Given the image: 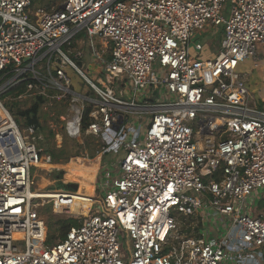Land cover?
I'll list each match as a JSON object with an SVG mask.
<instances>
[{"label": "built area", "instance_id": "obj_1", "mask_svg": "<svg viewBox=\"0 0 264 264\" xmlns=\"http://www.w3.org/2000/svg\"><path fill=\"white\" fill-rule=\"evenodd\" d=\"M52 4L0 0V97L11 92L23 110L38 97L42 110L61 102L47 116L57 146L89 136L99 156H123L100 169L98 199L77 225L48 245L30 195L42 119L14 117L0 99V264H264L254 207L264 201V105L236 72L264 47V0ZM214 28L219 49L202 57L199 31ZM83 31L89 52L71 58ZM181 216L199 220L198 235L176 246Z\"/></svg>", "mask_w": 264, "mask_h": 264}, {"label": "rangeland", "instance_id": "obj_2", "mask_svg": "<svg viewBox=\"0 0 264 264\" xmlns=\"http://www.w3.org/2000/svg\"><path fill=\"white\" fill-rule=\"evenodd\" d=\"M52 1L51 0H34V2L31 5V10L35 11L38 9H46L47 7H51ZM54 4V3H53ZM228 4H226V9L228 10ZM199 34L201 35V41H202V47L203 51L201 52V56H205L208 53H214L217 49H219V44L223 35V32L221 31V28H214L210 31H205V29L199 31ZM93 42L95 43V46L98 47V41L97 38H92ZM90 38L86 34L85 31L79 33L75 39H74V50L72 51L70 55L71 58H73V55L76 51L81 50L84 53H88L90 49ZM191 46V45H190ZM190 54L192 56L195 55L193 49H190ZM259 55V53H258ZM251 60H244L241 62L237 67V73L241 74L244 72H247L250 66ZM72 83L74 85V89L76 91H79L81 93L85 92L86 85L82 84V81L75 76L72 77ZM82 84V85H81ZM255 95V93H254ZM14 98L15 96L6 93L0 97L1 102L5 106L6 109L10 111V113L14 117L19 116V112L25 111V109L29 104L25 103L22 105H19L18 103H15L14 101L8 100V98ZM263 98V97H262ZM258 104L261 106L259 101H261V97L257 96ZM263 101V100H262ZM61 105H57L56 103L54 106L47 107L46 110H42V105L40 106V112H39V119H42L41 122L43 123V139L38 143L40 148L43 149V160L44 162L40 161L36 166H31V174L35 177V191L39 195H42L44 198L40 199H46V200H37L39 204H42L41 207L38 208V213L43 218L46 230H47V236H46V244L47 242L50 244H54L58 241L57 237L59 235L58 233V226L57 222L60 220H66L69 218H73L77 220L75 217H78L77 215L80 214V209L76 207V204L73 202L75 200L73 197H65L67 199L60 198L56 192L54 191H64L68 193H75L78 191V185L77 188L72 185L74 183H65L66 181H71L70 179L76 180L77 176L74 177V175H77V173L80 175L81 171H86L87 174H82V176L88 175L89 173L93 172L94 167H99L97 172L100 173V169L107 163L112 162L116 163L121 157L123 156L122 149L119 150L117 154H107L101 159V164L97 159H89V161H85L87 159L85 156L88 155L87 152H85V142H78V141H72L67 138H63L60 142V145L57 146V143L55 142V138L52 134V131H50V128L47 126L49 120H52L50 117L47 119V116H49L50 113H55V116H58L62 114V112L65 109V105H62L61 102H59ZM23 108V109H22ZM45 112V113H44ZM58 119V118H57ZM18 122H20L18 120ZM56 123L58 124L59 121L57 120ZM68 145V152L71 156L67 161L65 155H61L58 157V159L52 158V153H57V150L61 149L63 144ZM77 154L78 158H81L80 163H77V159L73 164L69 167V160L72 158H75V155ZM98 156V155H97ZM49 159V162L47 161ZM46 163V165L44 164ZM100 165V166H99ZM84 169V170H82ZM94 170V171H96ZM99 173L97 174L95 178V186L97 184L96 180L99 177ZM91 182V181H90ZM89 186V185H87ZM85 189V188H84ZM40 190V191H39ZM90 190V188L88 189ZM33 192V193H34ZM94 197L92 199H98V190L95 189L93 191ZM35 194V193H34ZM57 197H54V196ZM41 197V196H40ZM48 199V200H47ZM54 209H53V203L54 202ZM254 207H257V213L260 214L264 212V201L259 202L254 201ZM198 228H199V220L193 218H183L177 217V225H176V232L173 236L175 238H178V241H175L174 239V245L178 246L183 239L189 238V237H197L198 235ZM211 231V229H210ZM182 239V240H180ZM120 240L121 244L123 246L126 245L127 240L125 238V235L120 232ZM130 245V243H129ZM261 249L255 250L254 252H257Z\"/></svg>", "mask_w": 264, "mask_h": 264}, {"label": "trees", "instance_id": "obj_3", "mask_svg": "<svg viewBox=\"0 0 264 264\" xmlns=\"http://www.w3.org/2000/svg\"><path fill=\"white\" fill-rule=\"evenodd\" d=\"M31 2L33 3L34 0H31ZM23 85L20 86V88L18 90H22ZM10 94H12L11 92H9ZM44 102V100L41 97H38L34 103L32 104L31 108L25 111H21L19 112V116H26L29 119V123H37L38 117H39V112H40V106L42 105V103ZM86 121V120H85ZM85 143V152L88 153L87 156H85L87 159H95L98 155V147L97 144L95 143L94 138L92 137H85L83 140ZM76 142V141H75ZM61 155H65L66 157V161L71 157L69 155L68 152V145L63 144L62 148L57 150V153H52V158L53 159H58V157H60ZM75 156V158H72L69 160V167L73 164V162L76 161V159L78 158L77 154L73 155ZM93 159V160H94ZM81 158L77 159V163H80ZM89 161V160H88ZM44 162V161H43ZM46 165V163H44ZM40 191V190H39ZM86 192V191H85ZM84 192V193H85ZM35 197H39V198H44L42 195H39L38 193L35 192L34 194ZM41 196V197H40ZM77 225V220L73 219V218H69L66 220H60L57 222V226H58V240H61L65 237L66 233L70 230V228L74 227ZM50 243V242H49ZM47 242V244H49Z\"/></svg>", "mask_w": 264, "mask_h": 264}, {"label": "crops", "instance_id": "obj_4", "mask_svg": "<svg viewBox=\"0 0 264 264\" xmlns=\"http://www.w3.org/2000/svg\"><path fill=\"white\" fill-rule=\"evenodd\" d=\"M51 5H53V4H51ZM49 8L47 7L46 9H49ZM222 37H223V35H222ZM239 75L242 76L246 80L247 87L249 88L250 92L253 95L255 93V95H254L255 98L257 99V96L261 97V101H259V103L261 105H264V47L263 46L259 50V55H258V59L256 60V62L251 60L248 71L241 73ZM99 157L102 159L101 156H99ZM99 157H96L95 159H97ZM88 160L89 159H85V161H88ZM86 173L87 172L84 171V174H86ZM97 174H98V172H97ZM86 180L88 181V183H86L82 188L79 189L80 195H82V194L87 195L88 193L93 191V188L90 185V180H91L90 175H89V177L87 176ZM87 185H89V186H87ZM89 188H90V190H88Z\"/></svg>", "mask_w": 264, "mask_h": 264}, {"label": "bare ground", "instance_id": "obj_5", "mask_svg": "<svg viewBox=\"0 0 264 264\" xmlns=\"http://www.w3.org/2000/svg\"><path fill=\"white\" fill-rule=\"evenodd\" d=\"M97 160L101 164V162H100L101 161V158L99 157V158H97ZM98 168L99 167H94L93 172L92 173H89V175L91 177L90 185L92 186L93 191L95 190V178H96V175H97ZM82 170H84V169H82ZM94 170H96V171H94ZM82 174H84L83 171L80 172V175L77 173V175H74V177L77 176L76 180L70 179L71 180L70 182L69 181H66L65 183H74V184H77L78 185V188L79 189L82 188L86 183H88V181L86 180V178H87L88 175H86V177H85V176H82ZM79 189L75 193H63V192H56V193H57V195L60 198L67 199V201H69V199L68 198H65V197H69L71 195V197H73L75 199V200H73V202L76 204V207L81 210L79 215H84V214L87 213L88 209L91 207V204L94 202V201L92 202V199L94 197V193L92 191V192L88 193L87 195H84V194L80 195L79 194L80 193ZM33 192L34 191L30 192V195L32 197L37 198L39 200H46V199H40L39 197H35L34 196V193L35 192L34 193ZM54 197H57V196H54ZM54 203H55V201H54Z\"/></svg>", "mask_w": 264, "mask_h": 264}, {"label": "water", "instance_id": "obj_6", "mask_svg": "<svg viewBox=\"0 0 264 264\" xmlns=\"http://www.w3.org/2000/svg\"><path fill=\"white\" fill-rule=\"evenodd\" d=\"M72 185H74L77 188V186L75 184H72Z\"/></svg>", "mask_w": 264, "mask_h": 264}]
</instances>
